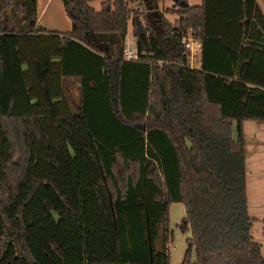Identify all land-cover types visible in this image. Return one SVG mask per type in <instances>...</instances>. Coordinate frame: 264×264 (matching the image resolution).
<instances>
[{
  "label": "trees",
  "instance_id": "1",
  "mask_svg": "<svg viewBox=\"0 0 264 264\" xmlns=\"http://www.w3.org/2000/svg\"><path fill=\"white\" fill-rule=\"evenodd\" d=\"M92 1L61 0L57 32L0 0V264H168L170 204L180 264H264L243 164V123H264L256 0Z\"/></svg>",
  "mask_w": 264,
  "mask_h": 264
},
{
  "label": "rangeland",
  "instance_id": "2",
  "mask_svg": "<svg viewBox=\"0 0 264 264\" xmlns=\"http://www.w3.org/2000/svg\"><path fill=\"white\" fill-rule=\"evenodd\" d=\"M102 0H94L88 5L95 10L100 8ZM190 5H196L198 0H185ZM257 5L264 15V3L256 0ZM159 9H174L172 0H160L157 3ZM53 15V12L51 13ZM165 18L173 22L178 16L173 13H165ZM42 19L44 18L41 16ZM56 17V16H55ZM151 18L149 21L151 22ZM46 22V21H45ZM48 25V24H47ZM51 27V26H49ZM52 31V28H49ZM128 40L124 47L132 48V37L130 36V25L128 23ZM193 52L189 55V68L195 65ZM243 129V164L246 194L247 215L251 221L250 237L258 244L260 254L264 258V123L244 122ZM183 221V207L180 204H170L167 209L166 227L172 234V243H168V264H180L185 250V240L189 237L188 229L180 226Z\"/></svg>",
  "mask_w": 264,
  "mask_h": 264
},
{
  "label": "crops",
  "instance_id": "3",
  "mask_svg": "<svg viewBox=\"0 0 264 264\" xmlns=\"http://www.w3.org/2000/svg\"><path fill=\"white\" fill-rule=\"evenodd\" d=\"M52 12L53 15H51ZM41 16H43L44 18L42 19ZM36 20L41 26H43L47 30H50L49 28H52V31L57 32H68L70 30V21L62 8L61 0H36ZM128 35L129 34L127 30L126 35L124 37V42H127ZM197 62L198 61H195V65L191 69L197 68Z\"/></svg>",
  "mask_w": 264,
  "mask_h": 264
},
{
  "label": "built area",
  "instance_id": "4",
  "mask_svg": "<svg viewBox=\"0 0 264 264\" xmlns=\"http://www.w3.org/2000/svg\"><path fill=\"white\" fill-rule=\"evenodd\" d=\"M181 43L183 44L184 48L187 50L189 55L193 52H197L199 49L198 42L190 37H182ZM122 56L125 60L137 59V54L134 50V47L132 48L124 47Z\"/></svg>",
  "mask_w": 264,
  "mask_h": 264
},
{
  "label": "water",
  "instance_id": "5",
  "mask_svg": "<svg viewBox=\"0 0 264 264\" xmlns=\"http://www.w3.org/2000/svg\"><path fill=\"white\" fill-rule=\"evenodd\" d=\"M182 224H184V221H182Z\"/></svg>",
  "mask_w": 264,
  "mask_h": 264
}]
</instances>
